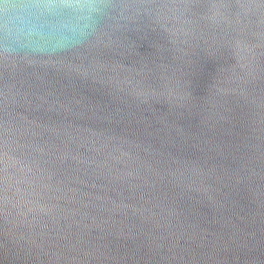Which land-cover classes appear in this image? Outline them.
I'll use <instances>...</instances> for the list:
<instances>
[{"label":"water","instance_id":"water-1","mask_svg":"<svg viewBox=\"0 0 264 264\" xmlns=\"http://www.w3.org/2000/svg\"><path fill=\"white\" fill-rule=\"evenodd\" d=\"M0 264H264V0H0Z\"/></svg>","mask_w":264,"mask_h":264}]
</instances>
